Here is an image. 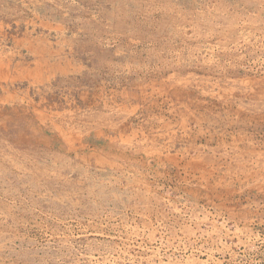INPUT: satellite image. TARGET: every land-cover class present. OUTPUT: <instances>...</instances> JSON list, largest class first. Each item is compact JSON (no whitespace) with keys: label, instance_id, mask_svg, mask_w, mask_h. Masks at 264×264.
Instances as JSON below:
<instances>
[{"label":"rangeland","instance_id":"obj_1","mask_svg":"<svg viewBox=\"0 0 264 264\" xmlns=\"http://www.w3.org/2000/svg\"><path fill=\"white\" fill-rule=\"evenodd\" d=\"M0 22V52L34 39L54 72L0 85V264H264V0H1Z\"/></svg>","mask_w":264,"mask_h":264},{"label":"crops","instance_id":"obj_2","mask_svg":"<svg viewBox=\"0 0 264 264\" xmlns=\"http://www.w3.org/2000/svg\"><path fill=\"white\" fill-rule=\"evenodd\" d=\"M16 45L26 48L32 60L27 63L18 60L15 55L19 54V51L13 54H7L5 50L0 52V85L28 82L38 86L51 82L54 78V72L50 73L48 63H46L48 58H43V53H41L36 41L23 37L16 38ZM9 95L12 96L13 93L7 92L6 97Z\"/></svg>","mask_w":264,"mask_h":264}]
</instances>
